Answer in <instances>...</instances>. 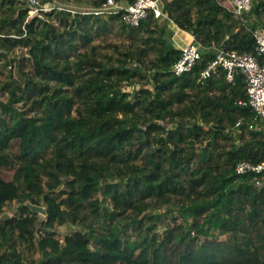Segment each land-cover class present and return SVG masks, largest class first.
<instances>
[{"label":"trees","instance_id":"16d2710c","mask_svg":"<svg viewBox=\"0 0 264 264\" xmlns=\"http://www.w3.org/2000/svg\"><path fill=\"white\" fill-rule=\"evenodd\" d=\"M105 1L92 0L87 11L58 6L30 15L40 8L36 0H0V66L16 74L0 88V167L14 170L9 181L0 176V209L25 195L46 206L44 217L24 205L0 219V241L12 251L0 253V264H25L15 249L21 241L35 245L37 235L42 264H264V173H235L239 161H264V124L249 130L254 112L237 105L247 98L241 72L232 83L223 69L199 80L213 46L256 54L252 30L264 25V0H253L245 23L219 0H156L167 21L204 48L202 60L180 76L172 67L181 50L169 45L161 18L151 13L131 27L121 14H95ZM114 23L130 42L123 62L108 66L79 53ZM19 49L28 67L24 57L12 65ZM140 81L141 89L123 91L125 82ZM218 139H238L220 153L225 164L194 147L214 140L216 149ZM174 199L189 205L197 232V219L209 216L234 239L198 243L182 226L161 234L155 224L147 228L140 217ZM129 220L139 233L147 228L142 242L120 229ZM67 224L83 231L62 242L55 229Z\"/></svg>","mask_w":264,"mask_h":264},{"label":"rangeland","instance_id":"374dc122","mask_svg":"<svg viewBox=\"0 0 264 264\" xmlns=\"http://www.w3.org/2000/svg\"><path fill=\"white\" fill-rule=\"evenodd\" d=\"M40 6V8H33L32 11H30V15L37 14L41 11L43 12H50L53 7H67L71 9L72 11H87L90 10V5L92 4V0H36ZM223 2L222 0H219ZM220 2V3H221ZM161 25L167 27L166 32V38L168 40V43L170 46H175L177 49H180L183 47L182 42L178 38V30L177 27L174 25L172 21H167L166 16L161 17ZM264 27V25H262ZM121 25L119 23H114L112 27V31L109 32L106 35H102L100 37H95V40L91 44V46H85L83 48L79 49V53L83 51H88L93 57L97 58L101 62L105 63L108 66H115L120 64V62L125 60V57L122 56V54L125 51H128L130 42L127 37V35L120 30ZM25 54V55H24ZM26 50H17L15 54L11 56V59L15 62L12 64L13 66L16 65V67L19 64L20 59L24 57L25 61L23 63L28 67L30 65V62L28 59V56L26 55ZM151 58H154V56H151ZM137 66L132 63L130 64V69H137ZM12 66H8V68H3L0 66V88L3 86L4 83L8 81L9 78L15 77L11 70ZM28 70V69H27ZM144 73L149 78L153 74V71L144 68ZM18 75V74H17ZM144 87V81H140L136 83L135 85H130L128 83L123 84V91L133 92L136 89H141ZM148 88H153V84H149L147 86ZM28 109V108H27ZM32 109V106H31ZM34 109V108H33ZM33 117H40V112H32ZM171 126V124H170ZM237 135V136H236ZM236 135L234 137L238 138V132H236ZM217 148L214 149V145H211L214 143V140L210 141L209 143L204 142L201 144H195V149L197 153H202L204 149H207L208 152H213V154L216 156L217 162L219 163H226V157L225 156H219L220 153H228V151L234 149L235 145H239L238 139L233 140H223L218 139L217 141ZM209 145V146H208ZM191 146V145H190ZM19 148V143L14 142L12 146V151L15 153ZM216 150V151H215ZM14 175V170L11 168L6 167H0V176L4 178L5 180H11ZM26 205L30 209L32 206L30 199L27 198V196H23L21 201H14L12 203L7 204L5 207L0 209V219L7 220L15 215H18L21 208ZM158 205V206H157ZM42 208H45V204L42 202L41 206ZM40 217H44V215L39 214ZM157 220H154V219ZM196 217L192 214V212L189 209V205L182 202L180 199H174L170 204H162L159 206V204H156L155 207L150 208L144 215L140 217V219H145L144 222L148 227H152L154 224L157 225L156 233H163L166 228L174 227L175 225L182 226L184 228V232L187 233L188 239L191 241L192 239L198 243H203L206 240H232L234 239V236L225 232H222L221 229L218 228L216 225V221H214L209 216H203L199 217L197 219V222L202 226V229L197 232L196 229L192 227V225L195 223ZM150 219H152L150 221ZM134 223L129 221H122L120 224L121 230H128L129 236L131 237L132 241H139L142 242L146 235V229L145 232L139 233V230H134L132 227ZM37 228L41 229L40 225L37 226ZM73 230H82L80 227H71L68 224L64 226H57L55 229L56 236L63 242L66 235H69ZM100 231V229L98 228ZM83 231V230H82ZM41 234L40 232L38 233ZM39 240V237L37 235V240L35 242V245H30L29 243H25L23 241L19 242L17 245V248L15 249L16 253H21L22 258L25 264H42V261L44 260V257L46 255V252L41 250V248L38 246L37 241ZM10 253V251L6 244H3L0 241V253Z\"/></svg>","mask_w":264,"mask_h":264},{"label":"built area","instance_id":"2783aa9c","mask_svg":"<svg viewBox=\"0 0 264 264\" xmlns=\"http://www.w3.org/2000/svg\"><path fill=\"white\" fill-rule=\"evenodd\" d=\"M232 8L236 18L245 21V16L251 11L253 0H231ZM95 14L115 15L121 14V20L131 27L140 26L151 13L155 18H161L163 13L156 0H134L129 5H123L116 0L105 1L100 8L95 9ZM256 42V54L247 52L226 51L223 47L213 46L215 57L204 68L199 80L205 81L219 74V70L226 71L227 80L233 82L237 72H241L246 81L247 98L239 100L237 105L250 107L254 112V119L248 124L249 130L257 129L264 124V27H256L252 30ZM194 37V36H193ZM204 48L201 43L195 41L187 43L181 48V56L174 63L172 71L180 76L190 72L202 60ZM242 121L236 124L241 126ZM235 173L239 176L254 173H264V161L253 164L249 161H239L235 166Z\"/></svg>","mask_w":264,"mask_h":264},{"label":"crops","instance_id":"0c3cea01","mask_svg":"<svg viewBox=\"0 0 264 264\" xmlns=\"http://www.w3.org/2000/svg\"><path fill=\"white\" fill-rule=\"evenodd\" d=\"M223 2H221V5L228 7L229 9L232 8L231 5V0H222ZM176 26V25H175ZM177 27V26H176ZM177 30L179 33L178 34V38L179 40L182 42V45L185 46L187 43L192 42L193 41V35H191L188 32H184L182 31L180 28L177 27Z\"/></svg>","mask_w":264,"mask_h":264},{"label":"water","instance_id":"95a60500","mask_svg":"<svg viewBox=\"0 0 264 264\" xmlns=\"http://www.w3.org/2000/svg\"><path fill=\"white\" fill-rule=\"evenodd\" d=\"M31 210L35 213H39V214H42V215H45L46 214V209L45 208H42L40 206H32L31 207Z\"/></svg>","mask_w":264,"mask_h":264}]
</instances>
